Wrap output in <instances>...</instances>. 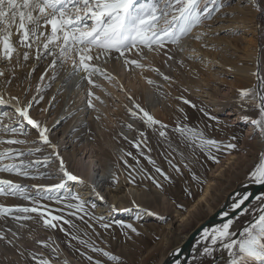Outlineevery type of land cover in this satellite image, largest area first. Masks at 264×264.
I'll use <instances>...</instances> for the list:
<instances>
[{
	"label": "rangeland",
	"instance_id": "374dc122",
	"mask_svg": "<svg viewBox=\"0 0 264 264\" xmlns=\"http://www.w3.org/2000/svg\"><path fill=\"white\" fill-rule=\"evenodd\" d=\"M139 2L146 3L147 0H139ZM248 2L260 11L261 24L258 35L252 30L242 35V32L234 27L242 18L237 8L238 0H217L220 11L212 15V18L215 15L221 18V21L216 23V27L223 26L212 35V38L217 39L222 46L226 41L233 39V43L238 48L237 54L229 59L230 64L236 67H248L251 64L246 57L247 53L255 48L256 37L263 45L264 55V0ZM215 7L216 5L208 3L202 4L201 8L206 10ZM198 26L178 44L166 43L164 48L152 52L143 49L142 55L139 56L135 51L127 52L124 57L113 52L107 58L102 57L91 62L93 66L100 67L97 62L102 60L101 62L106 64H104L106 67L102 66L104 71L110 69L115 72L121 64L123 67L126 65L125 60H134L141 67L126 65L127 72L132 67L139 70L148 68L157 74V78L153 81L158 82L163 79V86H152L150 90H144L145 94L149 95L147 104L142 100L143 95L140 92L137 98L135 97L137 91L129 87L132 99L138 101L131 100L129 108L131 112L136 113L139 124L134 127V134H130L126 142L120 140L116 131L97 133L93 123L88 125L86 120H81V117L76 121L73 118L77 114H72L67 119H71L72 128L68 130L67 135L64 134L62 137L60 134L59 137L64 141L67 136L66 139L73 141V144L67 143L57 151L56 147L61 145L62 141L48 140V144L43 143L36 129L28 125L10 106L1 105L0 129L7 128L9 131H0V140L17 139L24 140L25 143L14 145L0 143V153L5 150L12 153V158L0 160V167L16 165L20 171H27L28 175L25 177L17 176L15 172H0V180H8L12 184L20 185L25 189L24 196L27 197L25 199L19 194L0 196V207H32L34 206L32 201L39 200V203L49 210L50 216H58L61 219L51 221L55 227H45L35 213L28 214L32 217L29 220L12 219V216H23V213H11L0 217V235H3L6 241L12 242L6 243L5 240H0V264H35L33 257L47 259L49 264H117V261L118 264H161L170 251L181 244L197 225L220 208L226 196L241 184L245 177L251 175L263 152L261 146L263 132L260 127L252 123L258 120L257 97L253 95L242 99L240 92L247 90L255 94L256 87L251 80L247 81L245 77L238 76L234 72L216 70L211 66L197 67L192 53L184 52V48L179 44L185 41L187 36L196 40ZM48 29L50 33V26ZM235 32L237 35L233 37ZM25 51L30 55L28 61L22 58ZM18 52L20 53L18 59L14 58L11 62L0 60V71L5 73L0 77V90H5L10 96L18 99L23 107H28L30 118L47 129V117L56 110L63 94L64 84L60 85V78L70 67L74 75L72 81L78 82L84 74L81 72L76 74L71 60L67 62H63L62 59L56 60L58 66L53 68V56L45 53L37 59L38 53L43 52L42 47L38 49L34 45L31 50L18 48ZM146 53L154 59L157 58L155 60L157 65L148 63L147 67H144ZM168 72L171 74H165ZM129 76L130 83L133 76ZM109 77L112 78L109 79L110 82L121 81L117 80L116 73L109 74ZM202 81L207 88L200 92L198 85H201ZM136 86L140 88V83ZM205 97L219 101L223 112L217 114L212 111ZM184 100L189 101V104L183 103ZM231 111L252 126L253 132L250 135L245 127L233 123V117L224 115ZM144 112L157 120L158 124L151 127L145 124L141 118ZM131 119L133 120L130 118L129 121ZM67 120H64L63 125L68 122ZM161 125L166 127L162 128ZM185 127H193V130L202 132L206 139L216 141L218 147L201 150L197 146L198 150L193 153L194 155H181V150L172 142L173 135L170 133L172 128ZM12 129L19 131L12 132ZM161 131L165 136H160ZM120 133L126 135L124 132ZM141 133L144 135L141 136ZM196 142L199 143L198 140ZM113 143L121 148L123 146L126 157L132 160L140 157L148 162L156 174L155 177L146 179L144 170L135 169L129 164L125 165L123 156L111 146ZM228 145L234 147L229 148ZM72 146L76 155H79L75 161H80L86 153V157L90 152L92 153L96 166L93 168L91 178L84 175L87 158L82 160L80 165H76L73 161L63 165L64 171L77 177L75 181L67 180L61 171V159L65 155L71 157ZM113 152L116 153L115 158ZM21 153L23 155H20ZM110 158L113 160V166L123 171V177L128 185L145 193L142 198L123 197L124 199L117 201L121 203V212L128 209L131 212L126 217H121V212L116 214L114 212L109 216H105L106 212L97 213V206H107L111 201L95 198L93 196L95 192L89 193L86 198L81 196L80 191L88 185L94 191L101 189L100 192L103 193L106 188L101 180L106 177L112 178L107 187L114 186V176L110 174L105 176L101 168ZM116 158L121 165L117 166ZM229 158L232 159L231 164L226 165L220 173H212V170L225 164ZM204 159L208 160L205 164L202 163ZM111 182L113 183L110 184ZM59 184H64V188L54 192L44 191V189H55ZM160 195L166 197L164 204L161 203ZM45 196H51L52 199H43L42 197ZM72 196L77 199H71ZM258 200H252L242 213L229 221L230 228L237 227V231L229 237L213 244L212 234L218 233L224 224L210 231L203 246L194 253L188 264H231L233 259L239 258L238 253L236 257L225 253L224 244L235 241L238 232H240L238 236L240 241L243 238L241 234L259 215L264 214V195ZM77 205H82V210L78 211ZM246 223L250 225L241 231ZM230 228L229 232H232ZM232 251L236 252V249ZM103 253L116 257V261L110 260ZM242 264H261V262L245 258Z\"/></svg>",
	"mask_w": 264,
	"mask_h": 264
},
{
	"label": "snow or ice",
	"instance_id": "6c2138e0",
	"mask_svg": "<svg viewBox=\"0 0 264 264\" xmlns=\"http://www.w3.org/2000/svg\"><path fill=\"white\" fill-rule=\"evenodd\" d=\"M212 3L215 9L207 8L202 10L201 5ZM220 11L217 0H147L141 3L139 0H0V60L11 62L14 58H19L18 48L31 50L35 45L38 49L42 47L43 52H39L37 59L43 54L54 57L52 67L58 65L56 60L67 62L71 60L76 74L83 71L85 79L93 87L91 77L93 75H103L99 67L93 66L92 61L107 58L111 53H119L124 57L127 52L135 51L136 55H142V50L147 49L152 52L155 49L164 48L166 43L178 44L180 40L188 35L193 28L200 25L204 20L211 19L214 12ZM90 22V23H89ZM50 26V33L47 29ZM18 37V40L13 37ZM39 42V43H38ZM95 53V55H93ZM24 61L30 58L29 52L25 51L22 56ZM171 59V57H169ZM126 65L141 67L134 60H125ZM5 73L0 71V77ZM72 74H69L71 76ZM43 78V77H42ZM112 79L111 77H107ZM167 79V77H165ZM259 79V76H258ZM149 83H151L149 81ZM261 83H264L262 81ZM93 94L90 92L89 96ZM255 95L259 99L261 116L264 117V91L257 90L255 94L247 90L240 92L242 99ZM129 99H131L129 97ZM5 101L0 98V104ZM183 103L189 104L184 100ZM19 104V101H17ZM89 107H93L89 101ZM16 113L23 118L33 129L39 132L43 143L48 144L47 129L31 119L29 108L16 107ZM131 115L136 118V113ZM145 124L153 126L158 124L147 112L141 117ZM253 124L261 127L264 132V119L254 120ZM166 127V125H161ZM0 131L7 132L4 128ZM12 132L19 131L12 129ZM177 131L191 142L199 141L198 147L201 150L217 148V142L206 139L202 132L191 128H177ZM144 134L141 133V136ZM160 136H165L163 131ZM2 144L14 145L24 144V140L7 139L0 140ZM227 147L232 148L233 145ZM20 155H23L21 153ZM12 158V153L8 150L0 153V160ZM26 167V166H21ZM61 171L69 181H75L77 177L64 171L61 163ZM159 171V169H157ZM177 171H179L177 169ZM0 172L13 173L17 176H27V171H20L16 165H6L0 167ZM251 178L259 184H264V156L251 173ZM64 188V184H59L55 189H44L47 192H54ZM25 189L18 184H12L8 180H0V196H24ZM52 199L51 196L42 197ZM76 200L77 197L72 196ZM245 196L235 208H240L247 200ZM34 206L23 208H3L0 207V217L8 216L11 213H23V216H12L14 220H29L32 217L28 214L35 213L45 227H55L51 221H59L61 217L50 216L49 210L39 203V200L32 201ZM71 207V205H68ZM77 210H82V205H77ZM65 223H69L65 221ZM230 223L224 224L218 233L211 236L212 243L229 237ZM135 231V229H132ZM240 241H231L224 244L229 250V255L239 258L233 259L231 264H242L245 258L258 260L264 264V214L259 215L255 222L244 233L241 234ZM0 240H5L0 235ZM6 243H12L6 241ZM83 243V241H81ZM46 246V245H45ZM236 249V252L232 250ZM55 251V249H53ZM99 251V249H93ZM108 256V253H103ZM110 260L116 261V257L108 256ZM35 259V264H49L47 259ZM118 264V261H117Z\"/></svg>",
	"mask_w": 264,
	"mask_h": 264
},
{
	"label": "bare ground",
	"instance_id": "6f19581e",
	"mask_svg": "<svg viewBox=\"0 0 264 264\" xmlns=\"http://www.w3.org/2000/svg\"><path fill=\"white\" fill-rule=\"evenodd\" d=\"M248 1L249 0H238L237 8H239V12L242 14V18H240V20L236 22L238 24H236V26L234 25V27L237 28V30H239L240 32H242L241 33L242 35L246 34L247 31L249 30H252L255 33V35H258V30L261 24L260 17H259L260 11L257 10L253 4H249ZM220 19L221 18H218V16L215 15V17H213L212 19L204 20L196 29L197 39L192 40L191 37L187 36L185 38V41L179 44L180 47L184 48V52L190 51L192 53V56L195 57L196 65L198 68L205 67V66H211L212 68L216 70L224 69L232 73L234 72L238 76H241L243 78L245 77L247 81L251 80L253 85H255L256 87V92L257 90L264 91V83H261L262 81H264V55L262 54L263 45L260 42V39L256 37L257 42L255 45V48L249 51V53H247L246 58H248V61L251 62V64L248 65V67L246 66L236 67L234 65H231L229 59L233 55L235 56V54H237L238 52V48L233 43V39L232 41H228V42L226 41V44L222 46L221 43L217 41V39L212 38V35L218 32L221 27H223V26L216 27V23L220 22L221 21ZM236 35L237 34L235 32V34H233V37H236ZM13 39L14 41L18 40V37L14 36ZM258 42L260 44L259 46H258ZM146 54L147 55H145L144 67H147L148 63L149 64L153 63L155 65L156 64L155 60L157 58L154 59L153 57H150L149 53H146ZM101 61L102 60H99V62H97V64L100 67H102L105 64V62L103 63ZM71 69L72 67H70L66 71V73L64 74L62 78H60V85L64 84L63 94L60 97V101H59V104L57 105L58 107L56 108V110L51 112L47 117L48 119L47 130L48 131L46 135L48 137V140H52L56 142L62 141L63 138L60 139L59 135L62 134V137H63L64 134H66L68 130L72 128V121L71 119L67 120L68 117H70V115L72 114H77L73 118V119H76V121L81 117V120L82 121L86 120L88 125H91L93 123V125L95 126V131L97 133H111V132L116 131L117 135H119L120 137V140L123 142H126V140L129 139L130 134L132 135L134 134L135 132L134 127L139 124L138 119L134 118L131 115V113L133 112H131L129 108L130 107L129 103L131 102V100H133V102H138L132 99V92L130 90L131 88L129 87H132V89L134 88L137 91V95H135V97L137 98L140 96L138 94V92H140V94L143 95L142 100L146 103L149 99V95L145 94L144 90H150L152 86L160 87V86H163L164 84L163 79L158 80V82L157 80L153 81L155 78H157L156 77L157 74L153 70H149L148 68L139 70L137 68L135 69L132 67L131 70L127 72V66L125 65L123 67L121 64L119 69H117L115 72H113V70L111 71L110 69L104 71L102 67L101 70L103 72V75L97 74L91 77L93 84L97 86V87H93V85L89 84L88 80L84 78L86 74L83 71H81V73L84 74V77L81 80H79L78 82L74 80L72 81L71 79L73 78L74 75L69 76V74H72L73 72V70ZM115 73L117 75L116 77L117 80H121L120 83L118 81L117 83L114 81L110 82V80L107 78L109 77V74H115ZM165 74L170 75L171 73L168 72ZM129 75L133 76L131 78L130 83H129L130 78H128L130 77ZM258 76H259V79H258ZM149 81L151 83H149ZM137 83H140V88L136 86ZM205 85L206 84L203 81L201 82V85H198L200 87V90H199L200 92H202L204 89L207 88ZM199 91L197 92L195 91V93L201 94ZM90 92L93 94L92 96H89ZM129 97L131 99H129ZM0 98H2L5 101L4 104H0V107L1 105L10 106V108L15 112H16L17 106L24 108L18 99L16 100L14 97L10 96L7 92H5V90H2V89L0 90ZM205 99H206L205 101L209 103L212 111L217 112V114L223 112L219 101L211 100L208 97H205ZM17 101H19V104H17ZM89 101H91V103L93 104V107H89ZM141 101L139 102L141 103ZM257 108H258V113H257L258 118L257 119L258 120L264 119V117L261 116V110L259 107L258 97H257ZM45 114L43 115V117L45 116ZM224 115L227 117H233L232 119L233 123L238 124L240 127H245L246 130L249 132V135L253 132L252 126L248 125V123L239 119V116H237L236 113L233 114V112L231 111V112H226ZM130 118H133V120L131 119L129 121ZM64 120H67L68 122L63 125V123L65 122ZM182 122L184 123L185 121L183 120ZM127 128L128 129L130 128V129L128 130ZM188 128L193 129V127H188ZM120 132H124L126 135ZM170 134L173 135L171 138L172 142L178 147V149L181 150L180 151L181 155L189 156V155H194L193 153L197 152L198 150L197 142H191L185 137H183L177 131V128H172V131ZM66 138L68 137L66 136ZM65 139L64 141H62L61 145L56 147L57 151H59V148H61V146L65 147V144L68 143L71 145V143L73 142V141L70 142V140L68 141L67 139H66L67 142H65ZM111 146L115 148V150L118 152L119 155L123 156L125 165L127 164L132 165L135 169L141 168V170H144V174H145L144 177H146V179L155 177L156 174L153 168L151 167V165H149L148 162L143 160V158L141 159L140 157H137V158H133L135 160H132L129 157H126L124 155L123 146L121 148L116 143H113ZM261 146H262L263 152L260 155V159L262 156H264V132L262 134V145ZM72 147L73 148H72L71 157H68L67 155H65V157H62L61 162L63 163V165H65V163L73 161L76 163V165H80L82 163V160H85L87 158L88 160L84 168V171H85L84 175L91 178L93 168L94 166H96V164L93 162L94 159H93L92 153L90 152L88 157H86L87 155L86 153L80 161L79 160L75 161L79 155L78 156L76 155L77 153H75L74 146ZM175 153H178V152H175ZM112 155L115 158L116 153L113 152ZM260 159H259V162H260ZM231 161L232 159L229 158L228 160L225 161V164L220 165L219 167H216L215 170H212V173H220V171L223 170V168L226 165H229L232 163ZM207 162L208 160L206 159L202 160L203 164ZM117 164H118L117 166L121 165L118 159H117ZM104 167H101V168L105 176L106 174H110L111 176L112 175L114 176L115 178L114 186L112 188L107 187V185L109 184L108 182L112 181L111 180L112 178L108 179L106 177L105 179L101 180L102 185H105V188H106V190H104L103 193L100 192L101 189L99 188L96 191H94V189L89 185L84 190H81L80 192H81V196L84 198H86V195H88L89 193L95 192L93 195L95 198L97 199L99 198L104 201H107L109 199L111 202H108L107 206L106 205L103 207L101 205L97 206V213L106 212L105 216H109V215H113L114 212L115 214L118 212H121V208H120L121 203L117 201L124 199L123 197H126L127 199L128 198L130 199L142 198L143 194L145 193L143 191L141 192L140 189L134 186L128 185L129 183L123 177V171H121V169L119 171L115 166H113V160H111V158L109 159V161L104 163ZM81 169L83 171L82 166H81ZM112 183L113 182H111L110 184ZM251 183L259 184V183H256L251 178V175L248 177H245V180L241 184H251ZM70 184L72 183L70 182ZM238 186H236V188ZM236 188L226 196L223 203H225L226 200H228L227 198L230 195H232L231 193L236 191ZM261 196L263 195H258L255 199L260 200ZM159 197L161 199V203L164 204L166 202L165 201L166 197L164 195H160ZM7 198L10 199L9 197ZM201 199H203V197H201ZM223 203H221V205ZM216 212H217V209L210 216H212ZM130 213L131 212H129V209H128L127 211H122L120 216L126 217ZM226 223H229V222H226ZM199 225H197V227H195L194 229L198 228ZM230 229H232V232H230L231 234L234 231H237L236 230L237 227H233ZM189 234L183 239L182 243L184 242V240H186V238H188ZM181 244H179L176 248H178ZM176 248L174 250H176ZM225 250H226L225 253L229 254V250L228 249H225ZM167 257L168 255L166 256L164 260H162L161 264L165 263V261L168 259Z\"/></svg>",
	"mask_w": 264,
	"mask_h": 264
},
{
	"label": "water",
	"instance_id": "95a60500",
	"mask_svg": "<svg viewBox=\"0 0 264 264\" xmlns=\"http://www.w3.org/2000/svg\"><path fill=\"white\" fill-rule=\"evenodd\" d=\"M231 194L232 195L227 198L228 200L217 209L215 214L208 217L198 228L192 230L188 238H186L176 250L169 253L168 259L164 264H188L194 253L203 246L204 240L210 231L235 219L258 195H264V184H240L236 188V191ZM245 196H247L248 199L244 201L240 208H235V205ZM249 225V223H246L245 226L241 228V231L246 229ZM239 234L240 232L236 235L235 241H238Z\"/></svg>",
	"mask_w": 264,
	"mask_h": 264
}]
</instances>
